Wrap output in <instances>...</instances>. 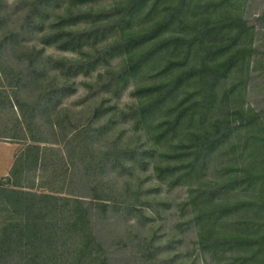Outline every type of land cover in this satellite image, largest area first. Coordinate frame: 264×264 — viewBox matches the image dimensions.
Instances as JSON below:
<instances>
[{
    "label": "rangeland",
    "instance_id": "rangeland-1",
    "mask_svg": "<svg viewBox=\"0 0 264 264\" xmlns=\"http://www.w3.org/2000/svg\"><path fill=\"white\" fill-rule=\"evenodd\" d=\"M179 1L0 0V264H264V0Z\"/></svg>",
    "mask_w": 264,
    "mask_h": 264
},
{
    "label": "trees",
    "instance_id": "trees-1",
    "mask_svg": "<svg viewBox=\"0 0 264 264\" xmlns=\"http://www.w3.org/2000/svg\"><path fill=\"white\" fill-rule=\"evenodd\" d=\"M184 3H185V1L184 0H180L179 1V4H180V6H181V12H182V10H183V6H184ZM158 30L156 31V34H158ZM154 35L155 34H153V33H151V36L152 37H154ZM180 37L181 36H176V38H175V40H176V42L178 41V40H180ZM197 37H198V35H193L192 37H191V39L189 40L190 41V43L191 42H194L196 39H197ZM165 40L166 39H163V40H161V43L162 44H164V43H166L165 42ZM128 43H130V44H134L135 43V41L134 40H130ZM191 49V48H190ZM190 49H187V50H185V57L184 58H186L187 57V55H188V52L190 53L191 52V50ZM242 52V49H240V50H235L234 51V53L232 54V56H231V58H232V60H224L223 62H220V63H218V64H215V65H205V60H204V62L202 63L203 65H205L203 68H201V69H197V72H200V74L198 75V76H202V75H206V70L207 69H209V71H208V76H209V79L211 78V80H210V86L208 87V89H211V90H213V88L215 87V83H214V81L218 78V75H219V73L220 72H223L224 70H226V69H228V68H230V66L233 64V62L236 60V58H237V55L238 54H240ZM181 64V63H180ZM171 67V66H170ZM180 73H178V75H177V77L175 78V80H173V81H171L169 84H167L166 86L165 85H162V86H158L157 87V90H159L160 92H161V95L162 96H165V95H167L168 93H170V92H173L174 90L172 89L174 86H180L181 84H183L185 81V84H188L189 83V81H188V79H187V75H186V72L187 73H189L188 71H186L184 68H182V69H180ZM194 72V71H193ZM206 80H207V78H206ZM206 80H205V84L208 82H206ZM195 83H198V81L197 82H195ZM166 88V89H165ZM215 92V91H214ZM138 94H140V91L138 90ZM215 97H214V95H213V92L212 93H210L209 95L208 94H206L205 96H204V99H203V101L202 102H200V101H198L196 104H199L200 105V103H201V108L203 109L202 110V114H203V116H206L210 111H212V109H213V107H214V102H215ZM161 100H159V101H157V102H160ZM156 103V102H155ZM196 104H194V105H196ZM198 105V106H199ZM193 106V105H192ZM192 106H187V105H185V100H183L180 104H178L177 105V108H179V109H181L180 111H179V114H178V116H177V118H178V120L179 119H181V118H183L187 113H188V110L189 109H191V107ZM197 106V105H196ZM216 135H218V136H223V137H225V134H224V132L222 131V129H220V132L218 131L217 133H216ZM42 197H44V196H42V195H37L36 196V198L37 199H40V198H42ZM41 225V224H40ZM42 225H45V223H42ZM41 225V226H42ZM31 236V235H30ZM32 237V236H31ZM199 237H200V246L204 249V251L205 250H207V244L211 241V239L209 238V237H206L205 236V233H203V231H200V234H199ZM260 239H262V240H260V241H264V235L260 238ZM16 238H10V240H9V243L7 244V245H4L3 246V248H2V250L1 251H4V252H7L6 250L7 249H11L14 245H15V242H16ZM43 246L44 245H42V243H38V245L36 244L35 245V248L36 247H39L40 249H44L43 248ZM45 247V246H44ZM99 259H100V257H99ZM206 260H208V263L207 264H211L210 263V261H209V259H207L206 258ZM82 263H77V264H83V263H85V258L83 257V259H82ZM99 262H102V259H100V261ZM235 262H239V260H237V259H235ZM264 262V261H263ZM259 263H262V262H259ZM263 264V263H262Z\"/></svg>",
    "mask_w": 264,
    "mask_h": 264
}]
</instances>
